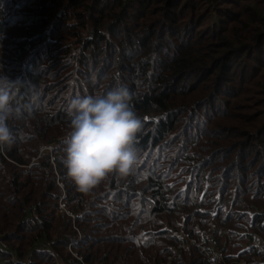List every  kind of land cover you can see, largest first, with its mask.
<instances>
[{"label": "trees", "instance_id": "trees-1", "mask_svg": "<svg viewBox=\"0 0 264 264\" xmlns=\"http://www.w3.org/2000/svg\"><path fill=\"white\" fill-rule=\"evenodd\" d=\"M2 74L21 115L0 146V264H212L210 242L169 260L175 233L212 224L218 264H264V0H0ZM118 87L138 166L81 192L67 105Z\"/></svg>", "mask_w": 264, "mask_h": 264}, {"label": "clouds", "instance_id": "clouds-1", "mask_svg": "<svg viewBox=\"0 0 264 264\" xmlns=\"http://www.w3.org/2000/svg\"><path fill=\"white\" fill-rule=\"evenodd\" d=\"M17 83L0 75V146L14 142L9 121L21 115L12 103ZM130 100L129 91L123 87L70 99L64 165L79 191L90 192L113 174L127 178L135 172L139 163L135 141L142 120Z\"/></svg>", "mask_w": 264, "mask_h": 264}, {"label": "built area", "instance_id": "built-area-1", "mask_svg": "<svg viewBox=\"0 0 264 264\" xmlns=\"http://www.w3.org/2000/svg\"><path fill=\"white\" fill-rule=\"evenodd\" d=\"M51 149V148H49ZM215 231H216V226L212 224L211 226L203 229L200 231V237L199 240L195 238H191L188 235H186L184 232H177L175 235L181 239L180 244L177 245H172L170 246V256L169 260L174 259V257L183 249L186 248L187 243L193 244V245H200L201 247H204L208 242V251H209V257L212 262V264H218L219 262H224L225 257L219 250L216 241L214 240L215 236ZM0 245L3 247H6L5 244L1 243ZM252 246L256 248L258 252L264 253V239H262L258 235H254L252 238ZM239 264H246L244 261H240Z\"/></svg>", "mask_w": 264, "mask_h": 264}]
</instances>
